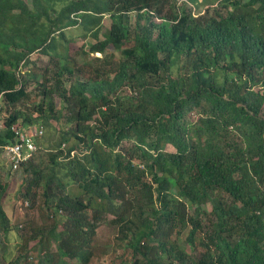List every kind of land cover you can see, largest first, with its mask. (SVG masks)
Returning a JSON list of instances; mask_svg holds the SVG:
<instances>
[{
    "label": "trees",
    "instance_id": "16d2710c",
    "mask_svg": "<svg viewBox=\"0 0 264 264\" xmlns=\"http://www.w3.org/2000/svg\"><path fill=\"white\" fill-rule=\"evenodd\" d=\"M0 122V264H89L103 227L123 264H264V0H0ZM19 128L39 225L2 205Z\"/></svg>",
    "mask_w": 264,
    "mask_h": 264
},
{
    "label": "rangeland",
    "instance_id": "374dc122",
    "mask_svg": "<svg viewBox=\"0 0 264 264\" xmlns=\"http://www.w3.org/2000/svg\"><path fill=\"white\" fill-rule=\"evenodd\" d=\"M198 10L192 8L194 13L198 11L201 12L202 8L198 7ZM83 42L80 40L78 44H82ZM100 53H92L90 57L100 56ZM42 60H46L45 57H42ZM79 60H81L79 58ZM38 129V128H37ZM37 129L33 128L30 130L33 132ZM50 135L45 131L41 135H38V141L48 140ZM54 138V137H53ZM38 151V150H37ZM36 151V152H37ZM3 158V157H2ZM6 164V162H5ZM8 165L6 164V181L8 183V188L5 193L2 195V205L3 208L10 220V222L14 226H20L25 221H31L33 224L39 225L46 222L45 218L41 215L38 208L30 209L28 208V203L25 204L21 199L20 190L23 188L22 184L26 178L22 172L17 169L16 171L11 172L8 169ZM22 207V208H21ZM28 208V209H27ZM209 209V206H208ZM23 234L21 231H13L11 230L7 236V240L5 241L3 238H0V251L4 252L5 256L8 258L14 257L17 251V245L19 243L18 234ZM112 231L107 227H103L99 229V232L96 236L97 248L95 249L96 257L92 259L89 264H123V257L126 255L123 253L121 249L116 252L113 250V247L109 245L112 241ZM187 252H190L189 248H186Z\"/></svg>",
    "mask_w": 264,
    "mask_h": 264
},
{
    "label": "built area",
    "instance_id": "2783aa9c",
    "mask_svg": "<svg viewBox=\"0 0 264 264\" xmlns=\"http://www.w3.org/2000/svg\"><path fill=\"white\" fill-rule=\"evenodd\" d=\"M2 122H0V127ZM37 129V128H35ZM15 130V129H14ZM17 140L14 144L4 146V157L11 171H16L21 164L29 160L38 150V145L33 141L32 136H38L43 133L42 129L37 131H24L16 129L14 131ZM27 204V202H24Z\"/></svg>",
    "mask_w": 264,
    "mask_h": 264
}]
</instances>
